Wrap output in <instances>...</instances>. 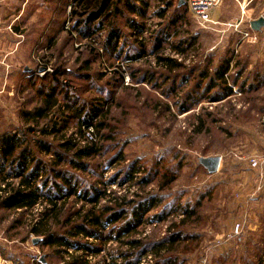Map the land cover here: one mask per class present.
<instances>
[{
    "label": "rangeland",
    "instance_id": "1",
    "mask_svg": "<svg viewBox=\"0 0 264 264\" xmlns=\"http://www.w3.org/2000/svg\"><path fill=\"white\" fill-rule=\"evenodd\" d=\"M14 1L0 0V11L6 19L13 14L17 2ZM48 1L50 10L37 14L38 20L26 24V32L20 36V39L24 40L29 38L28 49L25 47L27 50H19L22 58L27 53V60L10 64L7 69L12 72L10 78L5 84L0 82V133L14 129L25 131L27 126L20 115L23 110H30L40 104L38 89L41 85L47 86V81L40 79H33L31 83L20 72L23 64L27 63L36 75L45 73L38 74L39 77L59 68L62 72L61 81L72 87L76 100L85 102L98 98L106 101L101 111L105 112L102 119H105L113 139L115 138L105 141L101 153L89 159L88 172L71 171L83 185L86 182H94L95 186L104 189L105 183L112 182L106 189L114 191L116 196L122 195L133 200L149 193L165 195L163 203L147 214L149 217L158 213L174 194L183 192L180 202L189 200L192 203L201 192L213 185L209 197L202 199L197 215L186 218L184 224H180L183 215L179 212L168 215L163 221L145 222L121 240H109L104 243L80 237L79 241L91 242L103 250L96 255H82L81 252H76V255L84 257L90 264H111L110 253L116 256V253L128 250V244L125 242L129 239H139L150 247L155 242L168 238L172 232L182 230L187 236L196 237L192 241L178 242L169 251L168 255L184 259L181 264H264V205L262 204L261 209L256 207L258 200L253 204L254 207L251 205L264 188L254 194L257 178L248 164L250 157L264 152V65L252 63V60L243 70L246 72L238 73L237 60L241 61L243 55L236 53L234 49L233 60L237 64H230L228 84L232 86L230 76L236 74L238 79L236 85L232 86L233 93L230 96L210 102L207 98L201 99L206 93L194 89L195 96L200 93L201 97H195L198 100L191 103V109L181 113L177 111L176 104L180 96L194 87L207 53L217 54L227 48H233L230 43L238 40L236 32L223 23L234 22L237 9H226V4L221 5V0L214 11L217 17L220 15L223 19L213 25V29L202 28L187 11L182 14L180 22L171 28L174 34L171 33L172 35L167 37L160 50L164 55L178 57L170 50V43L182 40L184 43H194L193 47L188 48L186 54L182 55L183 59L180 57L184 67L179 73H174L179 78L187 75L189 81H180L179 90L170 97L165 94L168 82L165 85L159 83L160 87L155 88L151 87L149 82L133 80L130 73L134 70L138 78L144 70H153L157 76H161L158 77L160 80L166 74L164 71L154 64L150 65L144 60L146 58L128 62L123 57H109L105 50L100 49L104 31L80 37L75 28V20L70 15L71 4L60 0ZM173 5L166 9L165 20L152 16V11L158 6L155 0H150L146 19L132 16L145 23L146 30L142 38L147 42V49L152 46L151 33L169 24L168 18L172 15ZM263 9L264 6L260 9L257 7L250 16L259 15ZM26 13L25 10L23 15ZM21 18L26 22L24 17ZM47 19H50L48 24ZM220 38L223 39V45L219 42ZM217 43L216 49H209ZM121 46L123 47V43ZM216 58L215 56L213 60ZM147 60L154 61V58L148 54ZM121 62L124 65V78L123 82L119 83L114 79L113 72ZM194 69L198 70L194 72ZM253 71L262 73L258 84L248 83V77L245 80L239 79L243 78L245 73H254ZM81 74H87L91 78L82 77ZM56 95L59 102H62L60 93ZM201 121L204 124L200 127ZM61 126L62 122L59 127ZM69 137L74 138L77 144L91 140L86 131L83 130V135L78 133L75 121L68 120L63 130L56 135L46 136L45 141L56 150L60 147L59 144ZM91 137L94 138V132ZM27 138L30 141L40 140L42 135L37 129L30 130ZM115 142L118 143L114 145ZM31 147L39 160L45 163L51 161V154L40 151L33 143ZM118 152H122L124 159L108 162L109 158L115 157ZM160 154L165 161L161 164L159 173L163 172L165 166H175L173 170L177 164L180 166L175 174L176 180L163 191L157 186L160 175L153 174L154 159ZM214 155L221 157L219 170L208 175L205 169L198 166V157ZM134 160L141 165V170L134 176L133 181H126L125 173ZM16 181L17 179H13L10 182ZM261 197V200H264V195ZM66 202L61 214L63 216L69 210L72 214L80 208L89 207L84 201H75L74 197H70ZM104 202L101 200L100 204ZM48 206L46 203H39L32 211L25 212L21 209L8 210L0 207V264H61L70 257L72 249L67 252L60 249L54 253L50 247L39 244L42 238L36 244L32 242L36 235L29 233L30 225L41 217L40 212ZM63 216L56 224H59ZM236 223L242 224V230L238 235L229 237ZM52 228L57 226L52 225ZM56 230L61 233L65 228L59 226ZM165 253L164 249L158 253L149 252L142 256L139 264H153ZM116 262L120 263L121 259L117 258Z\"/></svg>",
    "mask_w": 264,
    "mask_h": 264
},
{
    "label": "trees",
    "instance_id": "2",
    "mask_svg": "<svg viewBox=\"0 0 264 264\" xmlns=\"http://www.w3.org/2000/svg\"><path fill=\"white\" fill-rule=\"evenodd\" d=\"M52 1L57 2V0ZM155 1H159L158 4L162 3L166 6L165 9L159 8L158 11L154 12V15L164 20L167 18L164 14L166 9L172 4H174V9L171 17L168 18L170 22L167 27L154 30L155 32L151 33L152 46L147 49L145 39H138L139 36L142 37L146 30L145 23L136 20L132 16H138L142 20L146 19L150 0H60V2H69L71 4L70 15L75 20V28L79 31L80 37H88L104 31L105 35L100 49L105 50L109 57H123L128 62L146 58L144 59L146 62L150 65L154 64L166 74L159 80L158 77H161L160 75L157 76L155 71L146 69L137 78L133 70L130 72L133 80L149 82L151 87L155 88L160 87L159 83L165 85L168 82L165 94L173 97L180 88V81L183 83L189 81L187 75L179 78L176 74L184 67L181 63L184 57L182 55L193 47L194 42L184 43L182 40V42L170 43V50L182 59L161 53L162 45L167 41V37L173 33L171 28H174L180 22L185 6H179V0ZM49 40H51V37ZM121 43H123V47ZM97 53L100 54L98 51ZM97 53L95 52V54ZM148 54L153 56L154 61L147 60ZM215 56L217 58L214 61ZM233 57V48H227L217 54L213 52L207 53L204 59L205 62L202 65V71L199 72V77H197L194 87L188 89L180 96V99L178 98L179 101L176 103L177 111L181 113L188 111L191 109V103L201 97L199 92L195 96L194 89L199 90L201 93H206L201 99L207 98L210 102L219 101L230 96L233 93L232 86L236 85L238 79L236 74L230 76L232 85L230 86L228 77L225 76V74L227 76L229 74L230 63H235L233 60L235 57ZM242 60H237L239 63L238 73L246 72L243 70L249 64L246 58L242 57ZM197 70L194 69L193 71ZM261 71L263 70L261 69ZM261 71L249 72V75L245 73L243 78L239 77V79L245 80L248 77V83L258 84L262 75ZM123 72L124 69L120 65L113 72L114 79L119 83L123 82ZM258 72L260 73L258 74ZM22 73L31 83L33 79H40L47 81V86L43 87L41 85L38 89L41 97L40 104L30 110H23L20 115L27 126L24 129L25 131L14 129L0 133V207L8 210L21 209L25 212L32 211L39 203L48 204L49 206L44 207L40 212L41 217L32 222L28 231L41 237L42 240L39 244L50 247L54 253L59 252L60 249H64L66 252L69 251L68 249H72L73 252L70 253V257L61 264H90L84 257L81 258L80 255H76V252H81L82 255H96L103 250L100 246H94L91 242L79 241L80 237L92 238L104 243L109 240H121L133 233L143 223L163 221L172 213L178 214L180 212L183 215L180 220L181 225L186 222V218L197 215V209L202 199L209 197L213 185L201 192L192 203L189 200L180 202L183 192L174 194L170 197L171 200L166 205H163L160 211L153 214L152 217L147 216V214L163 203L165 195L149 193L133 200L122 195L116 196L114 191L106 189L112 182L105 183L106 187L104 189L95 186L94 182H86L83 185L78 176L71 171L88 172L89 159L101 153L105 141L115 139H113L114 136L111 134L112 131H110L105 119H102L105 112L101 113V111L106 101L98 98L85 102L76 100L72 87L61 81L62 72L59 68H55L52 72L40 77L37 76L38 74H34L33 70ZM82 77L91 78L87 74L82 75ZM59 93L63 99L62 102H59L56 95ZM97 117H99L98 120L96 119ZM68 120L75 121L76 129L82 135L83 128L92 126L94 128V138L84 144H77L74 138L69 137L64 139L59 144L60 147L54 150L46 144V136L59 133L65 128ZM61 122L62 126L59 127ZM203 124L201 121L200 127ZM36 129L41 133L42 139L30 141L27 138V133ZM32 143L40 151L51 154L52 159L49 163L38 159L35 150L31 147ZM116 143L118 142H115L114 145ZM123 159L122 152H118L115 157L109 158L108 162H116ZM164 161L163 155L160 154L155 157L153 164V168H155L153 174L155 176L160 175L159 184L157 185L160 191L169 187L176 180L177 175L175 174L180 169L179 164L176 165L175 170H173L175 166L169 165L163 168L162 173H159L162 169L161 164ZM198 166L205 169L199 161ZM140 170L141 165L137 163V160H134L125 173L126 181H133L134 176ZM206 173L208 172L206 171ZM208 175L211 174L208 173ZM147 178H144L145 181H148ZM13 179H17V181L10 182ZM112 181L116 183L115 180ZM70 197H74L75 201H84V204L89 205V207L80 208L72 214H70L69 210L64 216L61 215L67 203L66 200ZM101 200L105 202L100 204ZM71 211L73 210L71 209ZM61 216L63 218L57 224L61 228H65V230L58 233L56 229L59 226L56 222L61 219ZM52 225L57 226V228H52ZM195 237L196 235L187 236L185 232L178 230L172 232L165 240L155 242L150 247H147L141 240L132 238L125 242V244H128V250L116 253V256L110 253V263L139 264L145 254L149 252L158 253L164 249L166 253L162 254L160 259L153 264H181L184 259L168 255L169 251L178 242L182 240L192 241ZM116 257L121 259L120 263L116 262ZM34 264L49 263L34 262Z\"/></svg>",
    "mask_w": 264,
    "mask_h": 264
},
{
    "label": "crops",
    "instance_id": "3",
    "mask_svg": "<svg viewBox=\"0 0 264 264\" xmlns=\"http://www.w3.org/2000/svg\"><path fill=\"white\" fill-rule=\"evenodd\" d=\"M15 1H17L15 3V7H14L15 8L14 10L16 12H14V10H13V14L11 17L6 19V16H4L0 11V15H2V17L0 16V82H1V84H5L7 79H9L10 75L12 74V72H8V70H7L8 67L10 66V64H18L21 60H25V61L27 60V57H28L27 53H25V56L23 58L21 57V54L19 53L20 52L19 50H21V49L23 50L25 47L28 49V47H29L27 44L29 42V38H26L25 40L20 39V36H22L26 32V28H25L26 24H29L30 22L34 23L35 20H38V18L36 19V16L40 12H42L44 14L46 12V10H50L48 0H15ZM263 2H264L263 0H223L221 2V5H223V3H225L226 9H237V13L235 10V20H238L240 18L239 17L241 15L240 11H241V8H243L244 14L241 15V17H242V23L240 26L241 31H247L250 33L251 36H254L255 38H253V37L242 38L241 33L236 32L235 34L237 35L238 40L237 41L233 40V41H231L230 44L233 45V49L236 50V53L243 55V57L246 58L249 63H250V61L254 60V62H252V63L258 62V63H262L264 65V26L261 27L259 30H253L250 27V22L252 20H255V19L259 18L260 16H262L264 9L261 10L259 15L255 16V17L250 16L251 13L252 12L254 13V11L257 7H258V9L263 7L264 6V5H262ZM157 3H159V1ZM178 5L179 6L184 5L185 11H187V13L189 14L187 7H186V4L183 0L182 1L179 0ZM163 7H165V5L160 3V4H158L156 9L154 8L155 9L154 11L156 12V11H158L159 8H163ZM173 7H174V5H173ZM216 7H214L210 11L209 15H210V18L212 20L219 22L220 19H223V16L220 17V15H219L217 17V14L214 11L216 9ZM148 9H150V7ZM25 10L27 11V13L25 15H23ZM167 10H168V8H167ZM154 11H152V16L158 17V16L154 15ZM172 11H173V9H172ZM147 12H148V10H147ZM166 12L164 13L165 15L167 14ZM190 16L193 17L192 15H190ZM21 17H24V20L26 19L25 20L26 22H24ZM10 18H11V21H10ZM160 19L162 20L163 18H160ZM49 21H50V19H47V24L49 23ZM210 27H211V29H213L212 28L213 25ZM204 29H207V28H204ZM141 38H142L141 36L138 37V39H141ZM222 40L223 39L220 38L219 42L222 43ZM227 44H228V42H227ZM217 45H218V43L209 49H216ZM222 45H223V43H222ZM23 65H24L23 69H20L21 73L22 72H24V73L30 72L32 70L29 66H27L28 65L27 63H25ZM253 173L255 174L254 170H253ZM261 195H264V191L260 192L257 195L258 198H254V200L252 201V204H251L252 207H254L253 204L255 203L256 200L259 201L256 204V207H258L259 209H261L263 207L264 200H261V198H262Z\"/></svg>",
    "mask_w": 264,
    "mask_h": 264
},
{
    "label": "built area",
    "instance_id": "4",
    "mask_svg": "<svg viewBox=\"0 0 264 264\" xmlns=\"http://www.w3.org/2000/svg\"><path fill=\"white\" fill-rule=\"evenodd\" d=\"M183 1L186 4L188 12L194 17V19L197 21V23L200 26L210 27L212 25L219 23L218 21L212 20L210 18L209 13L214 7H216L221 2V0H183ZM241 14H244L243 8H241ZM262 16L264 17V11ZM241 23H242V18L240 17L238 20H235L234 22H224L223 24H225L227 28H232L233 31L235 32H240L242 38H248V37L255 38L254 36H251L249 32L241 31L240 28ZM178 59L180 58L178 57ZM119 65L121 66V68L124 69V65L122 62ZM43 73L44 72L38 74L42 75ZM225 76L227 77V74H225ZM83 130L86 131V134L88 135L89 138L93 139L91 137V133L93 132L92 126H87L86 128H83ZM248 164L251 167V169L255 171L257 178V186L256 189L254 190V194H255L257 191L264 188V152L262 154L250 157L248 160ZM241 230H242V224L236 223L233 232L229 235V237H234L238 235L241 232Z\"/></svg>",
    "mask_w": 264,
    "mask_h": 264
},
{
    "label": "water",
    "instance_id": "5",
    "mask_svg": "<svg viewBox=\"0 0 264 264\" xmlns=\"http://www.w3.org/2000/svg\"><path fill=\"white\" fill-rule=\"evenodd\" d=\"M182 1V0H180ZM264 26V17L260 16L259 18L252 20L250 22V27L253 30H259L261 27ZM221 157L219 155L214 156H200L198 157L199 163L206 169L209 174L216 173L219 170ZM41 237H33L32 242L36 244Z\"/></svg>",
    "mask_w": 264,
    "mask_h": 264
}]
</instances>
